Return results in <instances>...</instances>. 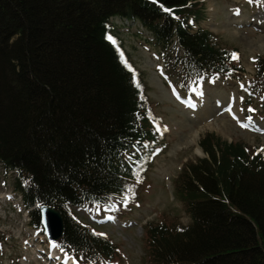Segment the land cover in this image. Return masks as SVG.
<instances>
[{"label": "trees", "instance_id": "obj_1", "mask_svg": "<svg viewBox=\"0 0 264 264\" xmlns=\"http://www.w3.org/2000/svg\"><path fill=\"white\" fill-rule=\"evenodd\" d=\"M199 4L0 0V163L15 174L31 224L42 231L41 206L60 212L57 247L82 264L112 263L117 245L71 210L107 206L119 218L115 209L137 201L149 148L163 138L112 19L149 32L164 68L187 91L244 72L237 49L210 30H193L203 19ZM248 93L264 97V55ZM199 147L205 157L186 163L174 182L190 223L146 224L147 264H264L263 154L212 133Z\"/></svg>", "mask_w": 264, "mask_h": 264}, {"label": "rangeland", "instance_id": "obj_2", "mask_svg": "<svg viewBox=\"0 0 264 264\" xmlns=\"http://www.w3.org/2000/svg\"><path fill=\"white\" fill-rule=\"evenodd\" d=\"M198 1L202 3L198 6L204 12L203 19L193 30H210L224 46L237 49L244 70L240 76L206 78L185 91L180 78L164 68L149 32L138 22L112 19L125 52L143 75L153 106V124L163 138L149 148L151 166L137 201L115 209L119 218L107 206L93 213L71 210L81 223L117 245V259L110 264H147L143 230L146 224L164 220L190 223L184 204L175 195L174 182L186 163L205 157L199 147L204 135L212 133L228 142H244L264 156V97L248 93L256 58L264 55V2L256 5L250 0ZM248 97L251 102L247 104ZM219 102L232 103L235 114H229ZM14 181L15 174L0 163V264H49L51 250L58 257L57 264H62L61 260L70 264L74 257L31 224ZM67 255L72 258L67 259Z\"/></svg>", "mask_w": 264, "mask_h": 264}, {"label": "water", "instance_id": "obj_3", "mask_svg": "<svg viewBox=\"0 0 264 264\" xmlns=\"http://www.w3.org/2000/svg\"><path fill=\"white\" fill-rule=\"evenodd\" d=\"M38 212L40 226L46 238L51 242L58 241L62 235V217L60 212L48 206L39 207Z\"/></svg>", "mask_w": 264, "mask_h": 264}, {"label": "bare ground", "instance_id": "obj_4", "mask_svg": "<svg viewBox=\"0 0 264 264\" xmlns=\"http://www.w3.org/2000/svg\"><path fill=\"white\" fill-rule=\"evenodd\" d=\"M262 47V46H261ZM221 103H223V102H219L218 103V105L219 106H221L222 104ZM192 105V104H191ZM223 105H224V107L226 106L227 107V111L229 112V114H231V115H234L235 114V109H234V105L232 104V103H227V104H225V103H223ZM195 106V105H194ZM194 106H190V108L193 110V111H195L196 109H195V107ZM192 111V112H193ZM51 256L52 257H48V260H49V264H57V256H56V254L54 253V251L53 250H51ZM43 254H45V253H43ZM61 262H59L58 264H60Z\"/></svg>", "mask_w": 264, "mask_h": 264}, {"label": "snow or ice", "instance_id": "obj_5", "mask_svg": "<svg viewBox=\"0 0 264 264\" xmlns=\"http://www.w3.org/2000/svg\"><path fill=\"white\" fill-rule=\"evenodd\" d=\"M166 11H167V9H166ZM237 57H236V55L235 54H233V59H236ZM250 119V118H249Z\"/></svg>", "mask_w": 264, "mask_h": 264}]
</instances>
